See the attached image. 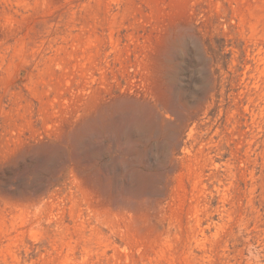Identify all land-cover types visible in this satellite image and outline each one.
I'll return each instance as SVG.
<instances>
[{
    "label": "rangeland",
    "instance_id": "rangeland-1",
    "mask_svg": "<svg viewBox=\"0 0 264 264\" xmlns=\"http://www.w3.org/2000/svg\"><path fill=\"white\" fill-rule=\"evenodd\" d=\"M124 97L161 118L134 151L110 127L86 135L97 158L60 140ZM60 144L65 162L37 158ZM136 154L157 188H128ZM0 264H264V0H0Z\"/></svg>",
    "mask_w": 264,
    "mask_h": 264
},
{
    "label": "bare ground",
    "instance_id": "bare-ground-1",
    "mask_svg": "<svg viewBox=\"0 0 264 264\" xmlns=\"http://www.w3.org/2000/svg\"><path fill=\"white\" fill-rule=\"evenodd\" d=\"M187 37L192 38L194 46L196 47L195 52L198 54L200 63L204 66L207 65V58H205L201 47L197 43L196 37L194 35L186 36V38ZM186 38L182 36L173 37L171 41V51L167 55L169 61L172 62L176 59L178 54H181L183 57V55H186L191 51V47L189 43L186 42ZM176 76L177 73H172L170 77L171 80L175 79ZM209 85L210 80L208 78V80H206V92L209 91ZM186 94L185 87L181 86L177 88L170 105L172 116L167 114L164 119L169 143L175 141L183 128L187 126L183 123L186 116V104L184 101ZM203 97L204 96L201 98ZM112 104L115 105V114H109L107 105L100 107L96 113L97 116L95 117L83 118V114H72L70 123L73 127L68 133L60 132V140L62 142H66L67 140L74 141L75 144L78 145L76 155L84 159H92L100 157L103 154V148L97 147L89 150V148L86 147L84 143L86 141V135L89 133L95 136L100 132L98 129L110 127L114 132L115 138H119L118 140L121 142V149L124 150V152H131L132 150L134 151L136 147V136L143 137L160 126V116H158L150 105H148L147 101L144 102L140 98L124 97L116 99ZM194 130L195 129L192 126L187 134L188 138H191L194 135ZM140 137L138 138L140 139ZM39 145L43 146L44 144L41 143ZM165 148L166 146L163 145V149ZM35 153L40 162L48 164H53L57 160L62 162H65L66 160L65 149L62 144L52 150L40 148ZM140 157V154H136L124 162L125 167H127L125 174L129 177L127 185L128 188H135L136 186L139 190L146 192L151 191L157 188L160 177L158 175L155 177L152 174L137 170L135 168V161ZM107 166L109 170L114 173V170H116L118 166V160H113L108 163ZM117 182L122 184L119 180ZM222 195L225 196L226 193H222ZM202 222V218L198 217L196 225L201 226ZM195 237L197 238V235H195Z\"/></svg>",
    "mask_w": 264,
    "mask_h": 264
}]
</instances>
